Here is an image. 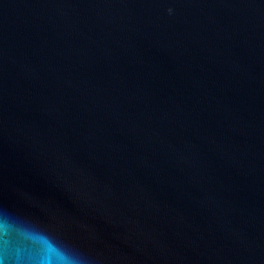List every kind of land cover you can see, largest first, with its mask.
I'll use <instances>...</instances> for the list:
<instances>
[{
  "label": "water",
  "instance_id": "95a60500",
  "mask_svg": "<svg viewBox=\"0 0 264 264\" xmlns=\"http://www.w3.org/2000/svg\"><path fill=\"white\" fill-rule=\"evenodd\" d=\"M0 212L94 264H264V0H0Z\"/></svg>",
  "mask_w": 264,
  "mask_h": 264
},
{
  "label": "clouds",
  "instance_id": "9594fccd",
  "mask_svg": "<svg viewBox=\"0 0 264 264\" xmlns=\"http://www.w3.org/2000/svg\"><path fill=\"white\" fill-rule=\"evenodd\" d=\"M0 238L5 241L0 249V264H94L83 251L70 252L71 246L58 237L47 231L24 228L4 212H0ZM11 239L17 240L19 246L10 248Z\"/></svg>",
  "mask_w": 264,
  "mask_h": 264
}]
</instances>
